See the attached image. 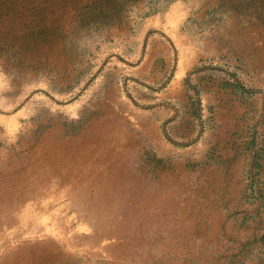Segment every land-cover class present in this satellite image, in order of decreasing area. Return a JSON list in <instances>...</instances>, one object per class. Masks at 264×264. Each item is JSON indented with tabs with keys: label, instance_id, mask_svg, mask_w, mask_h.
<instances>
[{
	"label": "rangeland",
	"instance_id": "rangeland-1",
	"mask_svg": "<svg viewBox=\"0 0 264 264\" xmlns=\"http://www.w3.org/2000/svg\"><path fill=\"white\" fill-rule=\"evenodd\" d=\"M240 27L252 44L218 40ZM0 42L2 53L32 48L42 66L10 112L2 106L17 104L8 96L14 75L0 64V131L17 130L0 147L22 145L27 104L36 97L50 111L66 110L68 133L85 124L79 109L93 111L82 101L100 84L144 110L169 111L157 116L160 151L145 159L183 182V205L173 215L181 237L170 243L172 256L127 264H264V243L254 237L264 226V0H0ZM70 72L74 86L55 85ZM176 78L182 83L168 92L182 101L163 97ZM178 130L193 136L185 140ZM0 232L10 238L14 227ZM17 243L0 244V261Z\"/></svg>",
	"mask_w": 264,
	"mask_h": 264
},
{
	"label": "bare ground",
	"instance_id": "bare-ground-1",
	"mask_svg": "<svg viewBox=\"0 0 264 264\" xmlns=\"http://www.w3.org/2000/svg\"><path fill=\"white\" fill-rule=\"evenodd\" d=\"M218 40L252 44L244 27L222 30ZM35 54L30 47L16 54L0 52L1 67L14 75L9 97L34 87L42 70ZM9 57L12 63L2 62ZM67 74L69 78L55 81L60 89L75 85V72ZM16 98V105L2 109L16 110L21 99ZM82 104L93 106V111L79 109L86 122L68 133L63 124L66 110L50 111L43 98H33L27 104L22 145L6 142L0 147V231L14 227L10 238L0 232V244L18 242L1 255L0 264H127L166 252L172 256L170 243L181 237L182 228L174 226L178 216L173 215L183 205L177 199L183 182L146 162L147 152L154 155L164 142L152 120L155 113L113 85L94 87ZM45 124L50 128L37 133ZM16 132L5 130L0 142L17 137ZM177 133L186 139L193 136ZM254 237L258 245L264 243V226Z\"/></svg>",
	"mask_w": 264,
	"mask_h": 264
},
{
	"label": "crops",
	"instance_id": "crops-1",
	"mask_svg": "<svg viewBox=\"0 0 264 264\" xmlns=\"http://www.w3.org/2000/svg\"><path fill=\"white\" fill-rule=\"evenodd\" d=\"M182 80H180V79H178V78H176L171 84H169L168 85V87H167V91H166V93L165 94H163V97H166V98H174L175 99V101H182V100H180L179 99V97L178 96H176V95H173V94H171V93H169L168 91L170 90V89H172L174 86H175V84L177 83V82H179V83H182L181 82ZM168 92V93H167ZM148 102H150L151 100H152V96L151 97H149L148 99ZM155 110V109H154ZM156 111V114H153L154 116H153V119L152 120H154L155 122H157V124L159 125V119H158V117H167V116H169V111H167V110H155ZM155 113V112H154ZM171 113H172V110H171ZM173 114V113H172ZM158 116V117H157ZM179 124V122L177 121V122H175V126L176 125H178ZM185 140H187L186 138H185Z\"/></svg>",
	"mask_w": 264,
	"mask_h": 264
}]
</instances>
